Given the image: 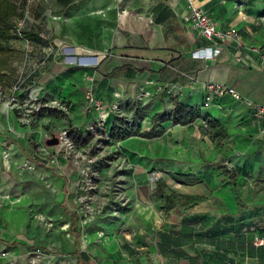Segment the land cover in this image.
I'll return each instance as SVG.
<instances>
[{"label": "crops", "instance_id": "1", "mask_svg": "<svg viewBox=\"0 0 264 264\" xmlns=\"http://www.w3.org/2000/svg\"><path fill=\"white\" fill-rule=\"evenodd\" d=\"M80 1L74 0L61 8V14L66 12L64 23L72 25L73 29H70L69 33L73 41L91 49L107 50L108 55L101 69L109 73V76H99V80L107 82L109 88L101 92L100 96L110 100L113 91L120 90L123 92L121 99L125 101L127 95L136 94V89L141 86L153 94L147 100L152 104L147 107L149 110L146 115L144 107L142 108L138 132L120 138L119 141L128 137L129 140L154 141L159 146L166 147L167 153H158L162 156L166 154L165 157H155L157 166L161 168L159 172L162 181L175 192L199 198L186 212L234 216L230 219H220V235H214V243L204 251V257L201 251L196 249L188 252V256L183 252L172 257L163 254L157 256V250L151 245L157 256H154L155 264H264V245L257 243L258 239L264 238V121L255 118L253 108L248 103L242 100H238L237 104L228 103L227 97L231 96L229 94L214 96L218 109L229 111V118H232L231 114L234 113L241 115V108L245 111L238 123L242 130L233 131L228 125L229 118L226 115H220L218 112L214 115L209 110L203 113L199 103L189 100L196 90L205 89L207 81H214L235 87L254 103H264V67L245 66L238 63L234 57L239 46L244 50L247 45H259L264 51V24L261 18L264 14V0H193V4L201 7L216 22L219 29L234 28L238 31L237 39L227 42L222 53L211 59L196 57L193 54L198 47H204L208 42L200 37L196 30L189 28L183 19V14L192 9L189 0H167V3L165 0H155L156 6L152 4V0H147L146 5H142L144 0H88L87 2H94L96 5L84 4L82 9L78 5ZM75 3L78 7L76 14L68 13L67 9ZM120 3H127L124 13L119 11ZM166 6H170L172 16L178 21L172 33L165 29V21L162 20L164 18L161 19V13L164 16ZM85 18H108L111 20V26L107 30H101L95 23H89L90 35L85 38L80 34L84 32L85 21L81 20ZM154 18L157 21L155 24L151 20ZM174 98L196 106L204 117L226 118L224 121L227 124V135L219 140L224 145L223 149L218 148L212 136L201 131V117L188 123L169 120L158 125L152 122L149 115L172 110ZM3 117L6 122V117ZM161 126L163 131L160 134L149 136L146 133ZM2 135L0 130V192L13 195L24 190L27 191L25 199L28 200L37 198V195L42 196L44 192L45 209L50 217L60 216L67 221L65 224L73 220L72 223L76 222L82 167L74 161L64 159L62 155L55 160L51 159L49 166L40 164L42 160L35 155H42L33 148V144L27 140L25 142L16 139L17 141H9V144L12 142L9 146L12 163L31 161L32 157L40 162L35 171L26 170L18 176L14 165L7 164L3 159L5 136ZM202 146L206 150L209 149L207 154L202 152ZM213 155L215 157H212ZM133 156L131 151V170L134 166L139 168L133 163ZM164 168L170 171L165 172ZM171 173H174L175 177ZM44 178L58 190L55 194H59V203L51 198L57 195L51 194L47 191L49 189L44 187ZM17 182L21 185L20 189H17ZM229 191L236 195V206L231 207L225 202L223 195ZM128 193L133 195L136 201L130 215H126L128 222L124 227L125 237L112 236L113 249L118 250L127 239L129 242H143L144 227L149 223H153L156 230L163 229L166 222H173L166 216L171 213L176 216L178 212L179 215L174 219L178 222L183 215L178 210L166 213L160 207L162 201L158 204L157 201L144 199V186L130 184ZM227 225L231 229L223 228ZM95 226L102 228L99 224ZM133 231L136 232L134 239ZM23 233L24 228L20 225L7 229L0 224V249H8L10 253L14 250L18 255L10 259L17 261V258L27 252L29 247L22 242ZM68 233L72 236L66 241L62 240L61 244L70 252L63 253L67 254L66 256H74L77 264H93L85 254L103 252L102 245L99 242H91L99 247L88 245L81 240L79 232ZM127 234H130V237ZM217 242H221V245ZM225 242H231V247L224 246ZM179 246L180 243H176L173 248ZM30 248L35 247L32 245ZM142 248V262L150 264L147 255L149 247L142 245ZM65 260L68 264L71 262L69 258Z\"/></svg>", "mask_w": 264, "mask_h": 264}, {"label": "rangeland", "instance_id": "2", "mask_svg": "<svg viewBox=\"0 0 264 264\" xmlns=\"http://www.w3.org/2000/svg\"><path fill=\"white\" fill-rule=\"evenodd\" d=\"M12 1L18 7V12L24 11V15L19 19V15L11 16L10 21L15 23L17 27L11 31L13 37L5 40L0 38V42H5L8 45V47H0V130L5 136L3 140L5 150L2 152L4 161L14 165L18 176L26 170L35 171L40 162V164L49 166L51 159L55 160L61 155L64 159L74 161L73 156L65 157V151L61 150L59 145L47 143L48 139L59 137L58 134L65 129L74 141L75 150L84 151L87 158L95 161L86 165L89 167L88 177L84 179L82 176L80 194L77 197L79 206H77L76 214L78 218H75L76 222L74 223H72L74 220L68 222L66 229L62 228V225L67 221L61 219L60 216L52 218L48 215V211L45 209L44 192H42V196L37 195V198L31 200L25 199L27 191L24 190L13 195L0 192L1 226L12 229L13 226L20 225L25 231L21 236L24 238L22 242L29 248L32 245L35 247L27 248V252L22 255L23 257L17 258V261L10 259V257L18 256L14 250L10 253L8 249H0V264H12L13 262L15 264H68L65 260L68 258L71 259L69 264H77L74 256H66L67 254L63 253L70 251L61 244L62 240L66 241L68 237L72 236L68 233L72 231L79 232L81 240L88 245L94 244L95 247H99L97 242L102 245L103 252H99V254L87 252L85 254L93 264H143L142 245L149 247L147 255L150 264H155V257L159 254L172 257L183 252L188 256V252H193L196 249L201 251L202 256L205 255L204 251L209 248L210 244L214 243L212 241L214 235H220V219H230L234 216L226 214L224 217L212 213L185 212L179 221L175 222L174 219L179 214L176 212L177 215L175 216L174 213H171L166 218L175 223L166 222L164 228L158 230L153 223H149L144 227L143 242L140 240L129 242L127 239L118 250L113 249L112 236L125 237L124 227L128 222L126 215H130L136 201L133 195L128 193L130 184L144 186V199L157 201L158 204L161 202V198L156 195V180L161 178L159 172L161 168L157 166L155 157H165L166 154L162 156L158 153H167V151L166 147L159 146L154 141L129 140L128 137L119 141L120 139L115 138L116 136L124 138L129 134H127V130H124L126 122L124 119H120L121 117H117L120 121L117 119L118 121L110 133L109 119L116 114L125 119L128 118V121L132 123L133 119L137 118L136 115L135 117L133 115L135 108L138 107L140 111L143 107L150 106L152 102L147 100L153 94L147 97L142 96L144 86H141L136 89V94L127 95L123 101L121 99L123 92L115 90L121 92V97L117 98L120 104L110 112V103L115 98L113 99L112 96L109 100L102 97L106 100L108 124L105 126L98 125L94 132H89L86 130L88 123L95 121L99 112L95 107H89L86 96L88 90L91 89L96 96L101 97V92L103 93L109 88L107 82L103 83L102 80H99V76H109V73L103 72L101 69L102 63L108 55L107 50L91 49L89 46L73 41L70 38L72 25L64 23L66 12L61 14L63 7L57 0ZM87 1L81 0L78 3L81 9L84 4L85 6L96 5L94 2ZM152 1V4L154 3L156 6L155 0ZM165 2L168 1L165 0ZM147 3L148 1L144 0L142 5ZM126 7L127 3H120L119 11L124 13L127 10ZM166 7L164 16L161 13V19L164 18L162 20L165 21V29L172 33L173 28L178 25V21L172 16L173 11L170 6ZM77 8L76 3L72 4L67 12L73 14ZM155 15L157 18V12ZM156 18L151 19L154 24L157 22ZM83 20L85 21V28L84 32L82 31L80 34L85 38L90 35L89 23H95V26L101 30H107L111 26V20L108 18L91 20L85 18L81 21ZM70 23L72 24V22ZM181 23L183 25L182 19ZM20 29L38 32L42 39L36 41L26 37H17L14 32L17 33ZM87 61L92 62L88 65L84 64ZM78 69H83L81 81H79L81 74L76 73ZM88 84L90 87L87 86ZM20 91L22 95H19ZM206 95L205 89L196 90L189 100L199 103L203 113L209 110L214 115L218 112L220 115L229 116V111L218 109V104L214 103V95L212 101L205 103ZM13 96L16 97L18 105L10 113L14 103ZM53 100L67 105V109L53 102ZM177 101V99H173L171 108ZM237 101L234 97H227L228 103L237 104ZM100 110L102 111V109ZM240 110L241 115L234 113L231 114L232 118L228 117V125L233 131L242 130L238 123L243 118L245 111L242 108ZM131 111L133 112L128 114ZM166 111L171 112V109ZM3 115L6 117V122L2 119ZM209 118L214 119L217 126H213ZM224 120H226L224 117H207L201 120V131L211 135L219 149L224 148L219 140L224 138L228 131ZM48 136L51 137L48 138ZM16 139L25 140V142L30 141L33 148L42 155V157L35 156L42 161L38 162L35 157H32L31 161L23 160L12 163L9 147L12 142L9 144V141H17ZM202 147L204 149L202 152L207 154L209 149L206 150L204 146ZM131 151H133L135 160L133 163L139 167L138 169L135 166L132 170L130 168ZM28 165H33L34 168H29ZM86 166H82V169ZM164 171L169 172L170 170L165 169ZM44 180V187L49 189L47 191L57 195V197L51 198L59 203L61 201L59 194H55L58 190L56 187L54 189V186L45 178ZM20 187L21 185L17 182V189ZM169 190L174 189L169 186ZM223 196L225 202L231 207L236 206L238 200L233 192L229 191ZM48 203L50 202L48 201ZM74 224L80 225L74 226ZM95 224H99L102 228L96 227ZM223 228L231 229L229 225L223 226ZM73 235L76 236L74 233ZM127 235L130 237V234ZM132 235L134 239L136 232ZM176 243H180L181 246L173 248ZM217 243L221 245V242ZM231 244V242L223 243L224 246L228 245L229 247ZM151 245H153L154 250H157V256L151 249ZM3 250L9 252L6 257L1 255ZM33 258H37L36 263L31 262Z\"/></svg>", "mask_w": 264, "mask_h": 264}, {"label": "built area", "instance_id": "3", "mask_svg": "<svg viewBox=\"0 0 264 264\" xmlns=\"http://www.w3.org/2000/svg\"><path fill=\"white\" fill-rule=\"evenodd\" d=\"M189 3L191 5V11L183 14V19L187 26L191 29H194L197 31L198 35L202 38H204L208 45L204 47H198L193 54L196 57L200 58H215L216 56L220 55L225 47V44L227 42H232L234 39L236 40L238 37V31L234 28H230L227 30H221L217 27L216 22L207 14L205 13L201 7L194 5L193 0H189ZM262 22L264 24V14L262 15ZM234 57L236 61L242 65L245 66H257V67H264V51L259 45H247L245 46V49H240V46L237 47V50L234 53ZM89 62V63H87ZM84 64H91L92 61H87ZM93 80V78H91ZM149 81V80H148ZM87 86L90 87L88 84ZM205 90L207 91L206 102L212 101V96H222L225 94H229L233 96L237 100H242L253 108V113L256 119L260 121H264V103H254L251 98L244 96L240 91H238L235 87L230 86L225 83H219L214 81H207L205 83ZM142 96L147 97L148 95H152V91L149 89H145L144 93H141ZM114 101L110 103L109 112L113 111L114 108L118 107L120 104L117 101L118 97H121L120 91H113L112 93ZM87 102L89 104V107H95L99 115L95 119V121H92L88 123L87 128L91 131H95L96 127L98 125H107L108 124V113L107 109L105 108V102L106 100L102 97H98L93 93V90L89 89L87 93ZM14 100V103L12 104V108L10 110V113L13 111V109H16V106L18 105L16 102V97H12ZM143 98V97H142ZM18 100V98H17ZM53 102L61 105L64 109H67V105L63 103H59L57 100H53ZM102 109V111L100 110ZM108 117V118H107ZM59 142L57 145L60 146V149L65 151V157L67 156H73L74 162L79 166H86L89 164H92L95 160L91 158H87L84 154V151L82 150H75L76 146L74 144V141L72 140L71 136L69 135V132L65 129L62 130L58 134ZM51 136H48L50 138ZM76 151V152H75ZM27 165V164H26ZM29 168H34L33 165H28ZM89 167L86 166L82 169L81 175L84 176V179L88 177ZM258 244H263L264 239L260 238L257 241ZM9 254L8 251L3 250L1 251L2 256H7ZM37 258H33L31 260L32 263H36ZM12 264H15L14 262Z\"/></svg>", "mask_w": 264, "mask_h": 264}, {"label": "trees", "instance_id": "4", "mask_svg": "<svg viewBox=\"0 0 264 264\" xmlns=\"http://www.w3.org/2000/svg\"><path fill=\"white\" fill-rule=\"evenodd\" d=\"M62 7L68 6L70 3H72L74 0H57ZM19 15V18H22L24 15V11L18 12V7L13 3L12 0H0V38L2 37L3 40L9 39L13 37V34L11 33L13 28H17L16 24L10 21V17ZM14 35L17 37H26L32 40L40 41L42 38L38 32L34 31H25V29H20L19 32H14ZM0 47H8V45L5 42H0ZM76 73L81 74V78H79V81L82 80V73L83 69L76 70ZM78 75V74H77ZM19 95H22L21 91L19 92ZM178 101L174 103V107L169 111H163V112H156L153 113L150 116L153 123H158V125H162L164 122L172 120L174 122L179 123H188L190 121H193L198 118H207L200 114L198 111V108L194 105H188L180 101L178 98H176ZM148 108H144V115L148 112ZM134 117L136 115L137 118H134L132 123L128 121V118H124L121 115H112L109 119V132L111 133L113 126L115 127L116 122L120 119H124L125 129L127 130V134L131 135L133 133H137V127L139 126V122L142 115V109L139 111V108H135L134 111ZM121 117L120 119H118ZM118 119V120H117ZM139 120V122H138ZM209 121L212 123L213 126H217V123L214 119L209 118ZM86 130L91 131L90 129L86 128ZM163 131V127L160 128H152V130L146 132L149 136H154L157 134H160ZM84 132V131H83ZM94 132V131H92ZM126 132V131H125ZM211 136V135H210ZM117 139H120L119 137H115ZM172 176L175 177L174 173H171ZM181 181V180H180ZM156 195L161 198V209L164 210L166 213H171L174 210H178L181 213H185L186 209H190L191 205L195 204L199 198L195 197V195L191 194H182L175 192L174 190H169V187L167 184L162 181L161 178L157 180V186H156ZM264 239V238H263ZM263 244H260V246H263ZM80 262V260L78 261Z\"/></svg>", "mask_w": 264, "mask_h": 264}, {"label": "water", "instance_id": "5", "mask_svg": "<svg viewBox=\"0 0 264 264\" xmlns=\"http://www.w3.org/2000/svg\"><path fill=\"white\" fill-rule=\"evenodd\" d=\"M58 142H59L58 137H53V138L47 140V143L50 145L57 144Z\"/></svg>", "mask_w": 264, "mask_h": 264}, {"label": "bare ground", "instance_id": "6", "mask_svg": "<svg viewBox=\"0 0 264 264\" xmlns=\"http://www.w3.org/2000/svg\"><path fill=\"white\" fill-rule=\"evenodd\" d=\"M84 63V62H83ZM87 63H89V62H87ZM67 224H64V225H62V228H64V229H66L67 228ZM68 239H69V237H68Z\"/></svg>", "mask_w": 264, "mask_h": 264}]
</instances>
